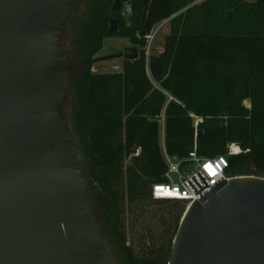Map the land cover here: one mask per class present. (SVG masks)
I'll list each match as a JSON object with an SVG mask.
<instances>
[{"label": "trees", "instance_id": "1", "mask_svg": "<svg viewBox=\"0 0 264 264\" xmlns=\"http://www.w3.org/2000/svg\"><path fill=\"white\" fill-rule=\"evenodd\" d=\"M128 1L130 26L112 9L115 0H85L74 11L61 41L71 69L61 112L80 141L100 227L117 264H168L174 238L138 254L127 244L125 220L148 203H185L150 195L153 182L167 181L162 115L169 155L184 159L196 147L200 156L214 157L234 142L244 152L230 157L228 174L264 176V0H150L145 23L144 1ZM112 18L119 20L118 32L109 30ZM170 18L163 51L147 58L146 36ZM114 36L129 38L140 56L125 59L122 71L95 72L105 38ZM193 116L202 121L196 125Z\"/></svg>", "mask_w": 264, "mask_h": 264}, {"label": "water", "instance_id": "2", "mask_svg": "<svg viewBox=\"0 0 264 264\" xmlns=\"http://www.w3.org/2000/svg\"><path fill=\"white\" fill-rule=\"evenodd\" d=\"M85 0H0V264H117L62 115L71 81L63 31ZM144 1L145 18L149 1ZM128 20L133 2L115 0ZM110 32L119 31L111 20ZM137 47L96 58L135 60ZM187 183L168 264H264V176Z\"/></svg>", "mask_w": 264, "mask_h": 264}, {"label": "rangeland", "instance_id": "3", "mask_svg": "<svg viewBox=\"0 0 264 264\" xmlns=\"http://www.w3.org/2000/svg\"><path fill=\"white\" fill-rule=\"evenodd\" d=\"M170 19H166L154 26L157 33L152 39H149V54H159L165 46V38L170 32ZM72 37L71 27L65 29L64 42L65 48L69 50ZM134 45L129 38L114 36L107 37L104 41L103 49L97 54V58L123 52L127 47ZM124 57L98 60L94 64L95 72H118L122 71ZM247 106L250 101L247 100ZM67 120L71 122V103L67 102L65 107ZM164 122L160 121V143L164 147ZM172 178L180 181L179 174L173 173ZM187 203L181 202H154L148 203L146 207L138 206L134 212L127 213L125 220L127 225L128 241L127 244L135 248L138 254L149 253L151 250L158 249L161 246H167L170 239L176 234L178 224L180 223ZM143 209L144 211H142Z\"/></svg>", "mask_w": 264, "mask_h": 264}, {"label": "built area", "instance_id": "4", "mask_svg": "<svg viewBox=\"0 0 264 264\" xmlns=\"http://www.w3.org/2000/svg\"><path fill=\"white\" fill-rule=\"evenodd\" d=\"M157 33V30H152L150 34L146 36L148 43L144 48L147 58H149V39H152ZM170 99H173L171 95ZM164 119V115L162 116ZM195 118V124L198 125L202 118L198 116H193ZM163 155L164 159L168 165V169L165 172L166 182H153L151 184L150 195L154 200H181L191 205L197 197V194L187 183L192 176L197 172L201 171L207 180L213 185L220 178L230 179L231 176L228 174V169L230 168V157L244 152V150L237 143H230L227 146V151L225 154H220L214 157H204L200 156L197 152V148L194 147L193 151L190 152L189 157L180 159L176 156H171L168 154L164 147ZM141 148L137 149V152L133 155H139ZM132 155V156H133ZM179 174L180 181H175L172 178V174Z\"/></svg>", "mask_w": 264, "mask_h": 264}, {"label": "flooded vegetation", "instance_id": "5", "mask_svg": "<svg viewBox=\"0 0 264 264\" xmlns=\"http://www.w3.org/2000/svg\"><path fill=\"white\" fill-rule=\"evenodd\" d=\"M120 11H121V14H122V9H120ZM123 16V15H122ZM125 19H126V22H127V25L128 26H130L131 24H132V20H133V15H132V17L130 18V20H128L125 16H123ZM146 18V17H145ZM145 18L142 16V18H141V20H142V22L143 23H145ZM113 19V18H112ZM111 19V20H112ZM116 19H118V18H116ZM119 21V20H118ZM119 30H120V24H119ZM127 38V37H126ZM134 47H136V46H134ZM138 48V47H137ZM139 49V48H138ZM139 52H140V49H139Z\"/></svg>", "mask_w": 264, "mask_h": 264}, {"label": "crops", "instance_id": "6", "mask_svg": "<svg viewBox=\"0 0 264 264\" xmlns=\"http://www.w3.org/2000/svg\"><path fill=\"white\" fill-rule=\"evenodd\" d=\"M202 1H203V0H197V1H195L193 4H195V3H200V2H202ZM162 51H163V50H162ZM162 51H161V52H162ZM161 52H160V53H161ZM162 116H163V115H162ZM162 118H163V117H162ZM163 122H164V119H163ZM163 129H164V128H163Z\"/></svg>", "mask_w": 264, "mask_h": 264}, {"label": "bare ground", "instance_id": "7", "mask_svg": "<svg viewBox=\"0 0 264 264\" xmlns=\"http://www.w3.org/2000/svg\"><path fill=\"white\" fill-rule=\"evenodd\" d=\"M251 104V103H250Z\"/></svg>", "mask_w": 264, "mask_h": 264}]
</instances>
